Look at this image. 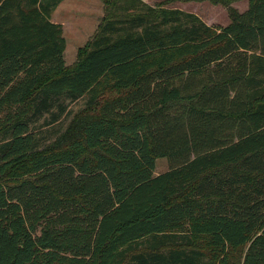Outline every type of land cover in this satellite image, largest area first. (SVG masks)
Returning a JSON list of instances; mask_svg holds the SVG:
<instances>
[{
    "label": "trees",
    "instance_id": "trees-1",
    "mask_svg": "<svg viewBox=\"0 0 264 264\" xmlns=\"http://www.w3.org/2000/svg\"><path fill=\"white\" fill-rule=\"evenodd\" d=\"M63 1L0 0V264H264V0H103L74 68Z\"/></svg>",
    "mask_w": 264,
    "mask_h": 264
},
{
    "label": "rangeland",
    "instance_id": "rangeland-1",
    "mask_svg": "<svg viewBox=\"0 0 264 264\" xmlns=\"http://www.w3.org/2000/svg\"><path fill=\"white\" fill-rule=\"evenodd\" d=\"M150 6L164 5L167 8H177L199 16L208 26H227L230 23L228 7L245 12L249 0H142ZM108 16L103 0H64L52 12L51 20L63 27V36L66 40L65 63L68 68H74L98 32L99 25ZM67 106L71 116H64L61 124L64 126L74 114L83 110L86 100L81 99L76 103L62 100ZM55 111V110H54ZM57 112V110L55 111ZM54 112V113H55ZM48 115L40 121L34 122V129L42 139H46L52 129L47 124L50 122ZM170 164L167 159H158L155 174L167 172Z\"/></svg>",
    "mask_w": 264,
    "mask_h": 264
},
{
    "label": "crops",
    "instance_id": "crops-1",
    "mask_svg": "<svg viewBox=\"0 0 264 264\" xmlns=\"http://www.w3.org/2000/svg\"><path fill=\"white\" fill-rule=\"evenodd\" d=\"M53 22V21H52ZM54 23V22H53ZM56 24V23H55Z\"/></svg>",
    "mask_w": 264,
    "mask_h": 264
}]
</instances>
